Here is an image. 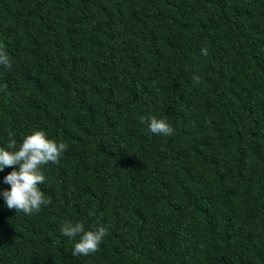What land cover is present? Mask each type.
Segmentation results:
<instances>
[{
    "label": "trees",
    "instance_id": "16d2710c",
    "mask_svg": "<svg viewBox=\"0 0 264 264\" xmlns=\"http://www.w3.org/2000/svg\"><path fill=\"white\" fill-rule=\"evenodd\" d=\"M0 47V147L68 145L40 212L0 195V264H264V0H0Z\"/></svg>",
    "mask_w": 264,
    "mask_h": 264
},
{
    "label": "clouds",
    "instance_id": "9594fccd",
    "mask_svg": "<svg viewBox=\"0 0 264 264\" xmlns=\"http://www.w3.org/2000/svg\"><path fill=\"white\" fill-rule=\"evenodd\" d=\"M203 56L208 55L206 48L201 50ZM0 65L11 69L12 61L3 47H0ZM197 81L199 77H194ZM145 122V118H142ZM149 130L159 136H171L173 127L164 119L151 116L147 119ZM68 145L64 142L57 143L48 139L43 130L35 131L26 136L17 150V141L9 136L7 150L0 147V171L5 168L13 170L4 177V183L10 185V190H4L3 196L9 209H15L25 215H32L41 211V207L50 204L43 192L38 187L45 182V176L41 166L49 162L58 164ZM18 166V170L16 168ZM63 236L79 241L74 244L72 255H89L99 250V246L108 235L106 227H98L94 230H85L83 222L73 224L65 221L59 227Z\"/></svg>",
    "mask_w": 264,
    "mask_h": 264
}]
</instances>
